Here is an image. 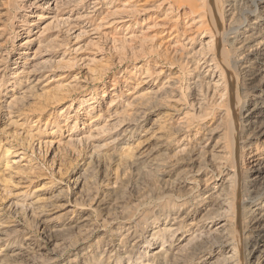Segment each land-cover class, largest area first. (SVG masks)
Here are the masks:
<instances>
[{
    "label": "rangeland",
    "instance_id": "rangeland-1",
    "mask_svg": "<svg viewBox=\"0 0 264 264\" xmlns=\"http://www.w3.org/2000/svg\"><path fill=\"white\" fill-rule=\"evenodd\" d=\"M254 1L259 10L241 18L240 11L253 9ZM177 3L0 0V264H14L26 239L46 231L67 243L53 256H17L18 264H130L138 248L152 256L170 238L182 249L180 264H227L233 252L217 245L192 254L204 239L189 245L194 235L187 233L199 223H211L212 233L223 222H208L217 211L207 203L226 190L234 172L228 158L211 161V155L222 143L235 144L242 155V105H248L244 114L262 107L244 141L250 137L248 149L264 147V136H250L264 124V100L244 96L242 67L251 61L239 65L241 70L232 67V58L262 47L264 0H223L224 31L212 3V13L203 0H195V13ZM232 25L253 30L232 46L226 39ZM256 66L258 82L264 65ZM226 84L234 88L228 97ZM152 127L164 134L163 155L179 164L176 175L189 171L193 184L187 188L176 177L167 180L163 169L136 160L134 148ZM204 139L203 161L188 160L192 153L185 149ZM199 162L213 173H197ZM235 166L233 203L243 219L236 257L239 264H259L257 255L247 261L245 203L253 196L264 205V170L252 193L244 188L241 163ZM105 194L110 205L103 209L98 200ZM87 214L99 226L94 232L78 224ZM174 216L183 218L180 228L164 230L173 227ZM55 217L53 225L40 224ZM67 227L72 229L65 232ZM155 229L164 230L163 241L151 236ZM139 240L151 244L149 249Z\"/></svg>",
    "mask_w": 264,
    "mask_h": 264
},
{
    "label": "bare ground",
    "instance_id": "bare-ground-1",
    "mask_svg": "<svg viewBox=\"0 0 264 264\" xmlns=\"http://www.w3.org/2000/svg\"><path fill=\"white\" fill-rule=\"evenodd\" d=\"M203 1H204L203 6L206 9H208L210 11V13H212L210 8H209L210 4L212 3L213 5L216 6L219 17H220V21L222 23L221 26L223 27V31H224V29H225V26H223L224 12L222 9L223 0H203ZM177 2L178 3L176 5L178 7L182 8L183 5H185V6L188 5L192 8V12L195 13L198 11L197 8H199V7H197L198 6V5H196L197 3L195 4V0H191V1H189V0L188 1L187 0L186 1L177 0ZM252 4H253V9L252 8L250 9V7H249L248 9H244V10L240 11L241 12V18L246 19V17L248 15L254 14L257 10H259L258 9L259 8L258 2L254 1ZM212 16H211L210 22H211V25H214V27H215V23L213 20L215 18ZM206 27H208V26L206 25ZM247 30L250 32L253 29L250 30L249 26L243 27L242 25L230 26V28L228 29L227 34H226L227 42L232 46L236 45L239 42V40L243 39L242 35ZM253 36L254 35L246 37V40L248 38L253 37ZM212 39L213 38H212L211 34H208V42H207V44L205 43L207 45L208 49H210V46L213 44ZM262 42H264V40ZM262 42L260 43L262 45V47L251 51L250 54H248L246 56H242V57H240V55H239L235 59L232 58L233 59L232 67L236 71L240 69L241 66H239V65H243V62L245 63L246 61L247 62L251 61L250 64H247V65L242 67V71H243V75H244V84L243 85H244V91H245L244 96H246V95L251 96V101H254V102L255 101L259 102L260 100H264V75L258 80V82H256V80L258 79L257 78L258 73L261 71V69L257 68L256 63L260 64V66L264 65V43H262ZM202 47H204V46H202ZM212 48H213V45H212ZM237 50H240V49H237ZM202 58H205V60H206L207 57L203 56ZM221 78H223V77H221ZM227 81H228V79H227ZM238 84H237V96L240 95V94H238V92H239V85ZM227 85L228 84H226L224 91H225V95L228 97L229 91H230V93H232L230 89L234 90V88H232V86L230 85V88L228 89ZM220 96L223 97V95H220ZM238 99H239L238 103L241 104L242 102L240 100V97H238ZM247 106H248L247 104L242 105L241 113L239 111L240 122H241L240 124L242 127V134H244V137H245V133H248L249 128L252 127L253 124L255 123L256 116L262 111V109H261L262 107L260 105H257L255 107H253L249 111V113L244 114V111L247 109ZM226 109H228V112H229V106L228 105H227ZM236 113H238V112L235 110V114ZM230 129H231V131H230L231 134L235 135V131L232 128H230ZM149 132L145 133L147 135H143L142 139L139 140L137 146L134 148L136 150V154L138 155V157L136 156L137 157L136 160L138 162L141 161L140 163H142V164L147 163V164L151 165V168H154L156 170L163 169V174L166 177V179L168 180V179H173L174 177H176L175 178L176 182L178 183V185L180 187L187 188L189 184H193L189 181L190 174L187 173L189 171H187V172L183 171L182 173L180 172L176 175L179 164L176 162L169 161L168 158L164 157L163 154L168 149V146L164 145V140H165L164 134L160 131L157 132L154 127L150 128ZM252 134H254V135L256 134L258 136L259 135L264 136V124L261 125L257 130L251 132L250 136ZM244 137L242 138L243 142L241 143L242 147H243L242 148V150H243L242 155H241V153L240 154L238 153V146H235V144H231V143L227 147H225L224 146L225 144L223 145V143L219 144L218 146L214 147V149H215L214 153L215 154L211 155V157H212L211 161L216 160V159H220V158L221 159L228 158L232 164V166H230V168L232 167L230 169V171L234 172V174L231 178L232 181L230 183H228L226 190L223 189L219 196L215 197L213 199V201H210L209 203H207V204L212 205V207H215L216 211H217L216 216L210 217L208 222L213 223V220H216L217 218H222L223 219L222 224H220L218 227H216L214 232L209 233V230L211 229V226H210L211 223H210V225L208 223H206V224L199 223V225L198 224L196 225L195 229H192V230L190 229L187 233V234L192 233L194 235V236H191L192 237V239H190L191 242L188 241V243L190 242L189 245L193 242L192 240L195 241V240L200 239V238L204 239L203 240L204 242L202 245H193L192 246V254L201 248L202 249H208V248H211L213 245H217V246H219V248L221 249V251L223 253L227 254V253L233 252V255L231 257L225 258L227 264H239L238 258L236 257V252L238 251V247L237 246L234 247V245L238 244V240H237V237H239L238 233L242 232V229H243L242 215H241V217L239 216V213L236 210L234 203H233L235 193H236V189H237V179H238V172L233 171V168L234 167L236 168L235 163L236 164L238 162L241 163L242 170L245 174V178H244L245 179L244 180L245 187L244 188H246V189L248 188L249 191L252 193L255 191L251 190V189H253L255 182L259 179L260 175L262 174V172L264 170V147L257 145V148L255 150L250 149V148L248 149V147L252 146V142L248 141V140H250V137L247 139V141H244ZM207 141H208V139H204L202 142L197 143V145H195L193 148H186L185 151L189 150L190 153H192L190 156V159H188V160L193 159V160H196V162H198L200 160L203 161V154L204 153L201 152L200 150L205 147V144ZM232 143H233V141H232ZM216 145H217V143H216ZM195 164H197V163H195ZM199 165H200V167L197 169L198 170L197 173H200V175L202 174V175H205V177H208L210 172L213 173L203 163L199 162ZM227 167H229V166H227ZM195 182H197V181H195ZM230 190L233 191V195H234L232 200L229 198ZM230 200L232 202H230ZM98 203H99L100 207L102 206L103 209H106V206L110 205L108 203V195L105 194L104 196H100ZM245 204H246V207H245V219H246V221L244 222V230L246 233L245 234L246 235L245 250L247 253V261H250L252 258H254L257 255V257L261 259V260L259 259L260 260L259 264H264V257L262 256V255H264V246L260 247L261 243H262L261 239L264 238V205H263V203H260L259 201H257L253 196H251V199L246 201ZM68 207H70V206L64 205L63 208H68ZM223 209H226L225 213H221V211ZM54 220H56V217L48 219L46 221L45 220L40 221V224L43 226H46L47 224L53 225V223L55 222ZM182 221H183V218L181 219L178 216H174L173 222L169 223L170 226L172 225L173 227L164 228V230L170 231V232L177 231L180 228ZM78 222H79L78 224L82 228H84V231L86 233L91 232V231L94 232V230H97L99 227L96 225V220L90 214H87L84 218H82ZM166 222L168 223V219H166ZM200 222H203V221H200ZM40 224H39V226H40ZM156 227H157V225H156ZM71 229H72V227H67V228H64L63 230L65 232H68ZM164 230L162 232L158 233V231H156V229H155V230H153V233L151 236L154 237V239H159V241H163L165 238ZM56 234H57L56 232L46 231L43 233L42 238L35 240V239H33V237H30L29 239H26V243H24V245H21L19 247L20 248V254H16L14 256V259L12 260V262L14 264H18L19 259H17L18 258L17 256L25 257V259H26V258H28L30 256H34V255L36 256V258H37V256H43V255L44 256L55 255L57 252H59L58 251L59 248H61L62 246H64L67 243L65 238L56 237V236H59ZM213 235H216L217 238H213L212 237ZM133 239H129V240H133ZM241 240H243V239H241ZM138 243H140V247L147 246L148 249L151 245V244H148V242L140 241V240L138 241ZM131 246L132 247L134 246V249H136L137 243L134 242ZM184 246L185 245H183V247ZM181 251H182V249L178 247L174 238L173 239L170 238L168 240V243L167 242L162 243V246L160 247V249L157 250L156 252H154L152 256H149V254H148L149 251L146 250L145 253L143 254V253H141L140 248H138L136 250L134 256H132V257H135V260H132V257H131L129 259V262H130V264H135L136 261L138 260L137 264H180L183 261V259L180 256ZM27 260H29V259H27ZM119 260H123V258H121ZM19 263L21 264V262H19ZM215 263L217 264L218 262H212L211 264H215ZM248 264H249V262H248Z\"/></svg>",
    "mask_w": 264,
    "mask_h": 264
}]
</instances>
